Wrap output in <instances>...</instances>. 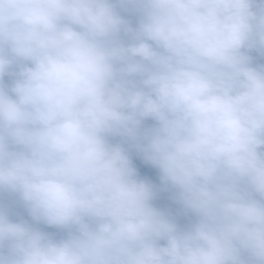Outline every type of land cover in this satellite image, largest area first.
I'll list each match as a JSON object with an SVG mask.
<instances>
[{
    "label": "clouds",
    "instance_id": "1",
    "mask_svg": "<svg viewBox=\"0 0 264 264\" xmlns=\"http://www.w3.org/2000/svg\"><path fill=\"white\" fill-rule=\"evenodd\" d=\"M0 264H264V0H0Z\"/></svg>",
    "mask_w": 264,
    "mask_h": 264
},
{
    "label": "trees",
    "instance_id": "2",
    "mask_svg": "<svg viewBox=\"0 0 264 264\" xmlns=\"http://www.w3.org/2000/svg\"><path fill=\"white\" fill-rule=\"evenodd\" d=\"M6 80H7V78H5ZM147 123H151L150 121H148ZM153 178H154V176H153Z\"/></svg>",
    "mask_w": 264,
    "mask_h": 264
}]
</instances>
